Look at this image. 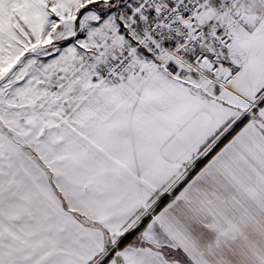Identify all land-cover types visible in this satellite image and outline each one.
I'll use <instances>...</instances> for the list:
<instances>
[{
    "label": "snow or ice",
    "instance_id": "6c2138e0",
    "mask_svg": "<svg viewBox=\"0 0 264 264\" xmlns=\"http://www.w3.org/2000/svg\"><path fill=\"white\" fill-rule=\"evenodd\" d=\"M0 264H264V0H0Z\"/></svg>",
    "mask_w": 264,
    "mask_h": 264
}]
</instances>
